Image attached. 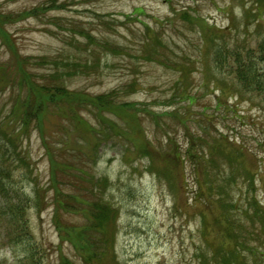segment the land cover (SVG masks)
<instances>
[{
  "label": "rangeland",
  "instance_id": "1",
  "mask_svg": "<svg viewBox=\"0 0 264 264\" xmlns=\"http://www.w3.org/2000/svg\"><path fill=\"white\" fill-rule=\"evenodd\" d=\"M49 1L0 0V10L19 14L47 6ZM60 2L70 5L67 12L6 26L21 56L82 65L96 62V67L72 77L70 87L94 95L115 91L118 102L137 104L141 110L137 123L104 114L116 123L118 134L108 131L96 111L80 110L89 124H98L96 139L76 132L68 121L44 109V139L36 131L24 145L31 170L16 174L29 197H24L29 203L25 215L32 237L45 250L42 264H210L215 251L208 241H215V233L203 227L200 214L205 207L191 193L198 182L206 187L204 176L201 173V181L198 175L193 178L191 164L180 160L190 146L203 152L215 138L246 146L249 153L242 168L252 171L253 159L263 164L253 169L257 174L253 191L248 188L247 173L231 169L242 180L231 185L227 201H237L235 207L241 210L248 191L250 198L264 205V105L241 92L234 77L214 64L218 44L255 49L264 42V5L260 0ZM185 11L209 25L181 21L176 12ZM58 18L66 29L58 28ZM73 25L118 51L88 44L73 34ZM211 27L219 30L218 34L212 31V38L219 36L213 43L202 32L209 36ZM153 34L161 43L149 50L156 60L149 61L144 50ZM10 57L6 47L0 49L4 64ZM48 70L38 72L44 77ZM1 101L7 113L9 102ZM101 124L107 129L105 137ZM147 144L151 155L139 149ZM213 165L221 177L229 172L222 158H214ZM168 166L174 173L166 171ZM58 200L69 209L58 210ZM102 204L113 213L100 214ZM238 215L243 218L242 213ZM207 217L212 219L211 214ZM4 226L0 223V231L6 233ZM89 237L106 238L107 243L105 250L89 248L84 261L82 242ZM8 246L4 235L0 236V264H15Z\"/></svg>",
  "mask_w": 264,
  "mask_h": 264
},
{
  "label": "trees",
  "instance_id": "2",
  "mask_svg": "<svg viewBox=\"0 0 264 264\" xmlns=\"http://www.w3.org/2000/svg\"><path fill=\"white\" fill-rule=\"evenodd\" d=\"M260 3L264 5V0H260ZM68 5L60 0H51L47 6L26 10L19 14H8L0 10V49L6 47L11 54L7 64L0 60V223H4L6 229V233L0 231V236L4 235L7 243L11 245L8 247L11 248L15 264H42L45 258V250L34 241L29 220L25 215L29 203L24 197L28 196L25 194L24 186L16 178L18 172L25 170L27 173L28 170H31L29 156L26 155L24 146L25 142L31 140L36 131L44 139L46 133L45 121L42 122L44 109L47 107L53 115L57 114L60 120L68 121L76 132L93 135L96 139L100 137L96 128L83 118L79 113L80 110L92 109L96 111L98 118L102 120L108 131L114 130L115 132H117L116 123L104 114L115 117L124 116V119L133 123L140 116L139 106L118 102V94L115 91L94 95L70 87L72 77L79 73H85V70L90 66L96 67V62L82 65L79 62L65 60L23 57L19 53L17 45L12 41L6 28L7 25L55 11H58V14L64 13L69 10L70 5ZM176 14L181 21L188 24L197 21L203 26L209 25L199 17L194 19L187 11L180 14L176 12ZM126 19L131 21L130 17ZM57 25L58 28H65L59 18ZM70 30L73 34L86 39L90 45L108 48L113 53L118 51L110 43L98 41L93 34L79 31V25H73ZM212 31L219 33L215 27H211L209 36L204 31L202 32L213 43L219 36L212 38ZM153 35L154 38H148L145 44L146 46L149 44L148 50H144L148 53L146 59L149 61H156L150 55L149 50L161 43L160 38ZM214 64L220 71L227 73L226 76L229 78L234 77L241 92L247 93L248 96L253 95L264 105V42L255 49L252 47L241 49L226 43L218 44L215 50ZM44 67H49V75L41 77L38 71ZM222 83L226 84L227 81ZM1 98H6V101L9 102L7 113H5L6 106L2 105L4 103ZM143 111L154 115L146 109ZM143 115L146 114L143 113ZM106 132L107 129L103 126L104 137ZM200 141H203V138ZM208 143L210 145L205 147L203 152L202 149L196 150L190 146L185 152V157L182 158L191 164L193 178L197 179L198 175L199 181H201L202 173L206 183V187L200 184L201 182L196 183L197 189L192 191V194L194 200H198L205 207V211L200 214L203 217V227L206 231L210 230L211 233H215V241H208V247L215 251L208 262L210 264H264V205L257 198H250L248 191L244 197L246 206H243L241 210L235 207L237 201H227L231 195V191H229L231 185L242 180L237 174L232 173L231 169L244 170L241 165L249 151L245 146H236L235 142H226L225 139L215 138L211 142L209 140ZM66 147L69 146L66 145ZM141 148L144 153L151 155L149 144ZM214 158H222L227 164L224 165V168H228L229 172L224 171L222 177L220 169H216L213 165ZM262 164L261 159L252 160L253 169L258 170ZM253 169L252 171L244 170L250 178L247 183L249 189L251 187L254 189L256 183L257 174L253 172ZM252 188L251 191H253ZM105 206L102 204L98 208L100 214L111 215L113 210ZM59 209L67 210L69 208L58 200ZM239 213H242V219H240ZM210 214L212 219L209 220L207 215ZM61 227V224H58V228ZM87 227H91V224ZM86 232H89L87 228ZM82 243V256H80L84 261H87L88 249L93 248L95 251L98 246H101V249L103 247L105 250L107 239L89 237L85 238ZM68 264L70 263L68 262Z\"/></svg>",
  "mask_w": 264,
  "mask_h": 264
}]
</instances>
